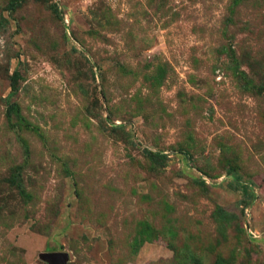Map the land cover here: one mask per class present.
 <instances>
[{
	"label": "rangeland",
	"instance_id": "1",
	"mask_svg": "<svg viewBox=\"0 0 264 264\" xmlns=\"http://www.w3.org/2000/svg\"><path fill=\"white\" fill-rule=\"evenodd\" d=\"M43 253L264 264V0H0V264Z\"/></svg>",
	"mask_w": 264,
	"mask_h": 264
},
{
	"label": "water",
	"instance_id": "2",
	"mask_svg": "<svg viewBox=\"0 0 264 264\" xmlns=\"http://www.w3.org/2000/svg\"><path fill=\"white\" fill-rule=\"evenodd\" d=\"M39 257L47 260L49 264H63L66 255L63 253H43Z\"/></svg>",
	"mask_w": 264,
	"mask_h": 264
},
{
	"label": "trees",
	"instance_id": "3",
	"mask_svg": "<svg viewBox=\"0 0 264 264\" xmlns=\"http://www.w3.org/2000/svg\"><path fill=\"white\" fill-rule=\"evenodd\" d=\"M11 78L14 81V79L16 78V73L15 72H13ZM15 91H16L15 87L13 86V84H11V92L13 93Z\"/></svg>",
	"mask_w": 264,
	"mask_h": 264
}]
</instances>
